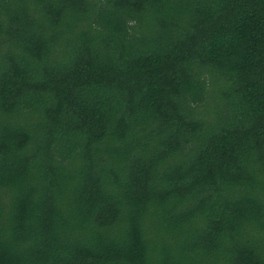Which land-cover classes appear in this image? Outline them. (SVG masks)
I'll return each instance as SVG.
<instances>
[{
	"label": "trees",
	"instance_id": "16d2710c",
	"mask_svg": "<svg viewBox=\"0 0 264 264\" xmlns=\"http://www.w3.org/2000/svg\"><path fill=\"white\" fill-rule=\"evenodd\" d=\"M0 264H264V0H0Z\"/></svg>",
	"mask_w": 264,
	"mask_h": 264
}]
</instances>
